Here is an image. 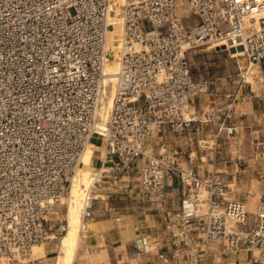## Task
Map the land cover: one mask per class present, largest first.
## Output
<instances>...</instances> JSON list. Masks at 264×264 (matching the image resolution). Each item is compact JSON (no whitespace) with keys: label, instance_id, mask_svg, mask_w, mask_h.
Instances as JSON below:
<instances>
[{"label":"built area","instance_id":"obj_1","mask_svg":"<svg viewBox=\"0 0 264 264\" xmlns=\"http://www.w3.org/2000/svg\"><path fill=\"white\" fill-rule=\"evenodd\" d=\"M112 0H0V264H15L34 245L67 230L66 217H49L64 204L70 178L94 136L104 156L99 180L114 185L139 179L153 204L166 200L167 177L178 179L182 208L163 220L156 253L147 238L130 264L154 255L161 264H264V198L255 212L236 200L221 172L200 176L161 145L146 140L163 129L181 134L195 124L236 134L234 102L250 85L252 68L264 69V0H124L122 47L112 104L100 114L104 58ZM114 27V25H112ZM207 46L229 55L242 47L246 68L238 90L213 110L197 112L193 98L214 84L196 79L188 54ZM144 163L140 165V161ZM95 188V187H93ZM97 198L84 201L83 219Z\"/></svg>","mask_w":264,"mask_h":264},{"label":"crops","instance_id":"obj_2","mask_svg":"<svg viewBox=\"0 0 264 264\" xmlns=\"http://www.w3.org/2000/svg\"><path fill=\"white\" fill-rule=\"evenodd\" d=\"M239 104L240 98L234 102V107L242 116V108ZM236 122L239 126L238 121ZM238 131L239 129L236 134ZM225 139L229 140L224 142ZM233 139L235 137H227L223 132L218 134L216 127L211 124H195L191 129L181 134H171L167 129H163L146 140L145 143L154 155L158 154L161 145H165L170 153L179 152L180 155L176 158L181 166L196 170L200 176H207L213 172H219L217 170L219 167L227 166V161L224 159L228 158V152L232 151L230 149ZM203 143L212 144L205 146ZM100 144L102 145V143ZM95 151L92 166L94 167L95 164L96 168H99L98 157H101V152L98 149ZM143 163L142 159L140 165ZM175 181L176 186L174 185ZM105 183L109 185L105 190H100L104 192V194H100L102 199L96 200V202H100V205L93 206V216L90 219H84L86 223H89L88 227L91 230L94 226L97 228V232L85 243V248L92 255L101 251L105 252V257L95 259L94 264H123L124 251L130 264V252L143 238H147L153 252L156 253L165 238L163 231L165 215L178 211L183 206L178 179L168 175L167 196L165 202L161 204H153L146 200L141 193L137 177H133L129 182H119L116 185L110 180ZM123 195L125 198L121 197ZM117 198L121 200L118 201ZM233 198L238 200L234 196ZM122 199H125V202H122ZM126 228L129 232L128 235ZM56 249V247L48 246L45 249V256L39 262L31 264H53ZM89 252L87 253L89 254ZM228 261L230 260L225 258L222 264H226ZM235 261H237L235 264H249L244 258L231 259V262ZM142 264H161V262L156 260L154 255H144Z\"/></svg>","mask_w":264,"mask_h":264},{"label":"rangeland","instance_id":"obj_3","mask_svg":"<svg viewBox=\"0 0 264 264\" xmlns=\"http://www.w3.org/2000/svg\"><path fill=\"white\" fill-rule=\"evenodd\" d=\"M233 53L234 55L231 56L227 52H215L208 49L207 46H201L189 52L188 58L192 66L194 77L196 79H208L214 84L207 92L193 98L191 106L197 112L201 113L202 111L213 110L218 104L224 101L225 94L237 92V75L239 69L243 67L246 68L248 63L242 58L244 55L242 50H237L231 54ZM250 74H252V76L249 81L253 91H250V85H246L239 95V105L243 113L237 120L239 123V131L236 135L232 136L235 137L231 143L230 150L232 151L231 153L228 152V158L224 159V161H227V166L224 168L219 167L217 170L226 176L227 183L232 190V196L245 202L249 212H255L258 202L261 198H264V69L252 68ZM228 140L229 139H225L224 142ZM100 143V141L94 139L91 147L99 150L101 148L100 146H102ZM97 144H99V146H97ZM203 144L205 146H210L212 143ZM96 167L97 166L94 164L93 168L97 169ZM87 169L92 175H95L93 169L90 167ZM108 181V178L101 179L96 187L92 188L95 197L104 194V192L100 190H105L106 186L109 185L105 182ZM174 185H177L176 181ZM121 197L125 198V195ZM100 199L101 197L97 198V200ZM117 200L120 201L121 199L117 198ZM67 201L68 198L66 195L65 202ZM122 202H125V199H122ZM96 204L100 205V202L98 203V201H95L94 206H96ZM64 216L66 217V204L54 209V214L49 217L50 223L54 226L58 223L59 218ZM88 224L89 223H86L87 229L85 231L84 241L80 243L79 252L75 258L74 264H94L95 259H103L105 257L104 251L92 255L91 252L85 248V243L97 232L95 226L92 227L91 230ZM125 230L128 235V229L126 228ZM65 233L58 235L57 238L52 239L47 244L41 245V247L44 249L48 246L56 247ZM90 251L93 250L90 249ZM87 252H89V254ZM34 258L31 252H29L26 256L18 258V261L15 260L14 262L15 264L37 263L42 257H40V259ZM122 261L124 262L123 264H129L125 251ZM54 262L55 258L53 259V264Z\"/></svg>","mask_w":264,"mask_h":264},{"label":"bare ground","instance_id":"obj_4","mask_svg":"<svg viewBox=\"0 0 264 264\" xmlns=\"http://www.w3.org/2000/svg\"><path fill=\"white\" fill-rule=\"evenodd\" d=\"M111 6L114 15L108 18L107 40L105 49L112 51V55H106L104 58V86L111 85L110 89L104 90L103 98L101 100L100 114L105 120L107 112L111 107L113 95L115 92L116 74L119 70L118 56L122 47L121 38V10L120 6L123 5L124 0H112ZM114 25V27H112ZM244 55L242 58H244ZM252 75V74H251ZM257 83V82H256ZM97 139L101 140L99 136H94L91 142L85 147L81 158L80 165L75 173L70 178V185L67 191L68 201L65 202V197L61 198L60 203L66 204V220L67 230L65 235L61 238L56 246L57 253L54 256V264H74L75 258L79 252L80 243L84 241L85 231L87 225L83 219V204L87 193L96 187V182L99 180V170L92 167V158L96 154L94 148L91 147L92 141ZM101 157L104 156L103 147L100 149ZM93 169L94 174L87 169ZM98 195L96 198H99ZM102 199V198H101ZM31 255L39 258L45 256V249L41 245H34L31 249Z\"/></svg>","mask_w":264,"mask_h":264},{"label":"water","instance_id":"obj_5","mask_svg":"<svg viewBox=\"0 0 264 264\" xmlns=\"http://www.w3.org/2000/svg\"><path fill=\"white\" fill-rule=\"evenodd\" d=\"M242 49H243L242 47L239 48V50H242Z\"/></svg>","mask_w":264,"mask_h":264}]
</instances>
